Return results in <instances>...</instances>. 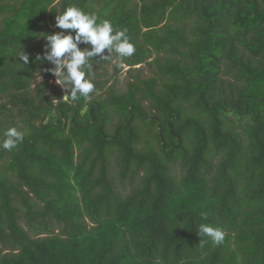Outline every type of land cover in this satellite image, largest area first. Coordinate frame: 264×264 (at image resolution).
I'll use <instances>...</instances> for the list:
<instances>
[{"label": "trees", "instance_id": "16d2710c", "mask_svg": "<svg viewBox=\"0 0 264 264\" xmlns=\"http://www.w3.org/2000/svg\"><path fill=\"white\" fill-rule=\"evenodd\" d=\"M72 5L136 48L94 57L77 101L37 58ZM13 126L0 264H264V0H0V140Z\"/></svg>", "mask_w": 264, "mask_h": 264}, {"label": "clouds", "instance_id": "9594fccd", "mask_svg": "<svg viewBox=\"0 0 264 264\" xmlns=\"http://www.w3.org/2000/svg\"><path fill=\"white\" fill-rule=\"evenodd\" d=\"M55 20V26L66 31L45 34V52L37 58L54 65L47 71L56 78L57 85L70 92L68 98L71 101H77L81 97L88 99L94 91L95 84L87 78L91 73V60L94 57L108 58L115 53L122 61L136 51L126 30H117L111 20L98 22L97 14L85 12L76 5L57 14ZM81 45L89 47L82 48ZM18 55L24 64L29 62V56L24 51ZM24 135L23 131L14 126L6 129L0 140V148L11 151L23 142ZM197 231L216 245L225 239L222 229L209 224L198 225Z\"/></svg>", "mask_w": 264, "mask_h": 264}, {"label": "rangeland", "instance_id": "374dc122", "mask_svg": "<svg viewBox=\"0 0 264 264\" xmlns=\"http://www.w3.org/2000/svg\"><path fill=\"white\" fill-rule=\"evenodd\" d=\"M114 66H115V62L109 66V78L113 75L114 73ZM136 68H140V70L144 71V75L146 77H151L152 76V73L150 72L149 68L145 65L143 66H137ZM129 67H127L126 65L123 66V70L120 74V84H119V87L118 89H121L123 91L126 90V83L128 82L129 80ZM55 79H51V80H48V95H51L53 96L54 98H59L63 93L65 94L66 93V89H63L61 86L57 85L55 83ZM112 79V78H111ZM46 82V79L44 78V76L42 74L40 75H37L35 81H34V87L37 86V85H40V84H43ZM113 79L111 81V83L109 84V86L112 85L113 83Z\"/></svg>", "mask_w": 264, "mask_h": 264}]
</instances>
